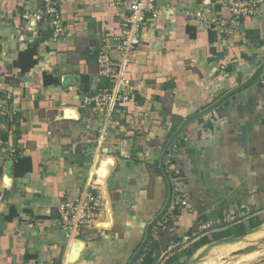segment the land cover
I'll return each instance as SVG.
<instances>
[{"label": "crops", "instance_id": "1", "mask_svg": "<svg viewBox=\"0 0 264 264\" xmlns=\"http://www.w3.org/2000/svg\"><path fill=\"white\" fill-rule=\"evenodd\" d=\"M112 1L57 0L66 32L55 39L46 20L30 30L21 17L43 0H0V103L13 110L9 120L0 118V264L71 263L74 238L85 246L73 264H128L167 198L159 166L167 141L187 117L246 81L264 62V1L259 12L233 22L228 6L216 0H157L158 16L144 26L143 42L127 64L135 86L129 107L139 116L127 120L114 112L105 121L103 112L92 109L94 95L111 85L98 80L97 54L103 34L121 32L127 15ZM207 7L226 21L228 31L199 18ZM34 47L37 62L22 71L19 55ZM66 107L76 108L79 118L64 117ZM122 139L128 143L124 154ZM165 166L174 206L153 227L145 248L152 264L188 245L197 254L208 242L247 231L263 218L261 72L191 121ZM88 187L102 203L94 222L107 218L110 205L112 224L102 228L93 222L68 237L57 223L59 204ZM239 210L246 216L224 223Z\"/></svg>", "mask_w": 264, "mask_h": 264}, {"label": "built area", "instance_id": "2", "mask_svg": "<svg viewBox=\"0 0 264 264\" xmlns=\"http://www.w3.org/2000/svg\"><path fill=\"white\" fill-rule=\"evenodd\" d=\"M157 0H113L112 3L123 6L127 15L124 17L123 26L119 33H105L102 36V45L97 54L98 80L109 82L111 85L98 91L91 99L93 110L103 112L105 121L111 122L113 113H119L124 119L139 116L131 110L130 102L135 98V86L132 77L127 70L130 57L138 46L143 42L142 31L150 19L158 16ZM264 0H216L219 5L228 6L233 22L240 18L251 16L259 12V8ZM212 9L207 7L202 12H198L199 18L207 23V26H215L219 31H228L226 21L217 15H211ZM25 21L36 18L39 21L46 20L51 28L53 38L64 36L66 29L62 22L61 11L57 0H43L33 12H24L21 15ZM21 40L25 38L23 34L19 36ZM116 53L117 57L114 55ZM264 77V68L261 71ZM13 110L8 104L0 103V118L6 117L9 120ZM117 124L119 122H116ZM4 140L0 137V146ZM127 140L122 139L120 143V153L124 154L127 149ZM13 150V149H12ZM181 205L186 201L180 200ZM101 201L99 195L92 187L85 188L79 197L74 200H62L58 207V225L66 231L68 237H74L80 231L92 226L96 216L100 212ZM174 206L172 202L171 208ZM246 216L245 210L228 215L223 221L226 224L236 223ZM187 240L188 237H185ZM73 264V263H67ZM136 264H139L138 262Z\"/></svg>", "mask_w": 264, "mask_h": 264}, {"label": "water", "instance_id": "3", "mask_svg": "<svg viewBox=\"0 0 264 264\" xmlns=\"http://www.w3.org/2000/svg\"><path fill=\"white\" fill-rule=\"evenodd\" d=\"M38 20L36 18H31L29 21V29L30 30H34L37 26ZM264 68V62H262L257 68L256 70L251 74V76L244 82H242L241 84H239L238 86H236L235 88L227 91L225 94H223L220 98H218L216 101H214L213 103H211L210 105H208L206 108H204L203 110L187 117L182 123L181 125L175 130V132L173 133V135L170 137V139L167 141L162 153H161V157H160V169L167 181V198L165 201L164 206L162 207V209L158 212V214L152 218V220L147 224L146 227V231H145V235L144 238L142 240V242L139 244V246L137 247V249L134 251V253L132 254L131 258L128 261V264H136L139 256L141 255V253L145 250L147 244L150 241L151 235H152V230L153 227L156 225V223L158 221L161 220V218L167 213V211L169 210L172 201H173V193H174V188H173V182H172V178L170 176V174L168 173L166 166H165V160L167 157L168 152L170 151V149L172 148L174 142L177 140V138L180 136V134L183 132V130L185 129V127L193 120H196L204 115H206L207 113H209L210 111L214 110L215 108H217L220 104H222L228 97H230L231 95H233L234 93H236L237 91L245 88L246 86H248L256 77L257 75L262 71V69ZM64 117L66 118H71L74 120H77L79 118V114L77 112L76 108L73 107H66L64 109ZM245 135V133H244ZM104 166L101 167V169H99L97 176L98 179H102V176L104 174ZM112 224V210L110 205L107 206V218L105 220L102 221H97L94 222V226L96 227H102V228H109ZM261 228V226L259 227H255L253 229L247 230L244 233L238 232V233H234L230 236H226V237H222V238H217L214 239L210 242H208L201 250L200 252H198L195 255H191L187 258L184 259V261L181 264H197L198 262H200L203 258H205L212 249H214L216 246L219 245H225V244H233L236 242H239L241 240H243V237L256 232L257 230H259ZM191 239V238H190ZM189 239V240H190ZM264 242V238H262L261 240L257 241L258 243H263ZM252 245V246H248L246 248L237 250L236 252H234L232 255H236V254H242V253H247V252H251L253 250H256L258 248V245ZM85 246V242L81 239L78 238H74V249L72 254L69 257V262L71 263H76L79 260L80 254L82 249Z\"/></svg>", "mask_w": 264, "mask_h": 264}, {"label": "rangeland", "instance_id": "4", "mask_svg": "<svg viewBox=\"0 0 264 264\" xmlns=\"http://www.w3.org/2000/svg\"><path fill=\"white\" fill-rule=\"evenodd\" d=\"M259 226H261L259 230L244 236L243 240L239 242L233 243L232 245L228 244L225 247L215 249L217 247L216 246L205 258H203L197 264H264V242L257 244L258 240L264 238V217L258 219V221L256 220V222H252L251 226L247 230ZM256 244H262L263 246L262 248L254 250L247 254L232 255L237 250ZM193 249V245H188L186 249H183L182 251H176L174 255L166 258L165 261L160 262V264H181L185 258L196 254V250Z\"/></svg>", "mask_w": 264, "mask_h": 264}, {"label": "trees", "instance_id": "5", "mask_svg": "<svg viewBox=\"0 0 264 264\" xmlns=\"http://www.w3.org/2000/svg\"><path fill=\"white\" fill-rule=\"evenodd\" d=\"M36 53V49L35 47L33 49H30L29 51L27 52H23L19 55V60L17 62V64H19L21 66V69L22 71H26V70H29L30 68H32L37 60L34 58V55ZM48 81V76L46 74H44V83H47ZM56 79L55 77L54 78H51V83L55 82ZM180 176V173H174L172 174V177L174 178V180L176 179V177H179ZM175 182V181H174ZM205 242V241H203ZM205 244V243H204ZM146 250H144L141 255H143V253H145ZM151 251H148L144 254V256H140L139 259V264H152V260H151Z\"/></svg>", "mask_w": 264, "mask_h": 264}, {"label": "bare ground", "instance_id": "6", "mask_svg": "<svg viewBox=\"0 0 264 264\" xmlns=\"http://www.w3.org/2000/svg\"><path fill=\"white\" fill-rule=\"evenodd\" d=\"M262 246H263L262 244H259V245H258V248H257L256 250L262 248ZM253 251H254V250H253ZM251 252H252V251H251ZM247 253H250V252H247ZM247 253H242V254H239V255H243V254H247Z\"/></svg>", "mask_w": 264, "mask_h": 264}, {"label": "flooded vegetation", "instance_id": "7", "mask_svg": "<svg viewBox=\"0 0 264 264\" xmlns=\"http://www.w3.org/2000/svg\"><path fill=\"white\" fill-rule=\"evenodd\" d=\"M246 230L244 229V230H240L239 232H241V233H244ZM236 233H238V232H236Z\"/></svg>", "mask_w": 264, "mask_h": 264}]
</instances>
